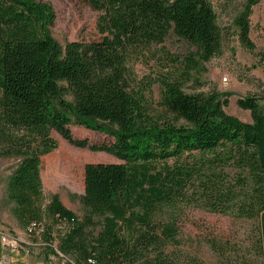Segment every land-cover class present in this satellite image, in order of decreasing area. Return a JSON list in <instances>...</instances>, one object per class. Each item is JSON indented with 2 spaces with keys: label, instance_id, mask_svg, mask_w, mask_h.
<instances>
[{
  "label": "trees",
  "instance_id": "1",
  "mask_svg": "<svg viewBox=\"0 0 264 264\" xmlns=\"http://www.w3.org/2000/svg\"><path fill=\"white\" fill-rule=\"evenodd\" d=\"M83 1L100 12L99 39L61 46L50 32L55 13L49 4L0 0V158L19 159L6 185L12 215L22 226L34 222L42 228L46 249L69 264H168L164 249L178 236L180 212L198 207L254 222L264 260V109L257 98L238 99V108L250 112V122H244L225 112L227 93L182 89L190 72L220 51L211 4ZM257 3L245 0L234 20L248 50ZM170 32L195 51L180 62L183 81H158L159 112L147 90L133 86L128 63L161 45ZM72 119L113 142L74 139ZM51 131L77 148L119 160L84 166V192L72 195L82 219L56 194L43 192L40 158L57 147ZM45 218L52 223L45 225ZM58 224L64 228L55 236Z\"/></svg>",
  "mask_w": 264,
  "mask_h": 264
},
{
  "label": "rangeland",
  "instance_id": "2",
  "mask_svg": "<svg viewBox=\"0 0 264 264\" xmlns=\"http://www.w3.org/2000/svg\"><path fill=\"white\" fill-rule=\"evenodd\" d=\"M36 1L52 7L55 21L50 32L61 46L70 41L89 42L99 39L96 22L100 12L83 0ZM207 1L213 8L221 31V48L218 54L198 70L190 72L182 89L187 94L227 93L229 97L225 112L250 122V112L239 109L237 100L254 97L264 109V0H258L251 8L249 39L253 45L252 50L241 45L234 24L245 0ZM194 51L195 48L188 42L170 32L161 45H154L129 61L133 86L147 90L146 96L153 109L161 112L158 81L163 78L183 81V77H180L183 71L180 62ZM167 118L171 117L168 115ZM69 129L74 139H86L90 144L113 142L112 138L104 134L76 125L73 119ZM51 137L57 142L56 149L40 158L43 192L45 196L56 194L67 209L82 219L81 205L72 195H82L84 192V166L88 163H116L119 160L110 154L77 148L55 131H51ZM18 161V158H0V227L11 239L17 241L23 252L16 256L15 252L0 250V264L71 263L69 258L59 254L56 256L46 249L39 234H27L26 227L12 215L13 204L7 197L6 185ZM43 223L48 225L52 221L45 218ZM176 225L178 236L164 249L168 264H264L254 242V222L210 213L198 207H187L180 212ZM63 228L62 224L56 225L53 234L56 236ZM52 249L57 252L56 242ZM148 253L152 255L153 250H148Z\"/></svg>",
  "mask_w": 264,
  "mask_h": 264
},
{
  "label": "built area",
  "instance_id": "3",
  "mask_svg": "<svg viewBox=\"0 0 264 264\" xmlns=\"http://www.w3.org/2000/svg\"><path fill=\"white\" fill-rule=\"evenodd\" d=\"M27 234H39L41 237L42 228H39L36 223L31 222L26 227ZM40 232V233H39ZM0 250L2 252H15L16 256L20 255L22 249H20L17 245V241L10 238V236L6 233V231L0 227ZM25 264V263H19Z\"/></svg>",
  "mask_w": 264,
  "mask_h": 264
}]
</instances>
